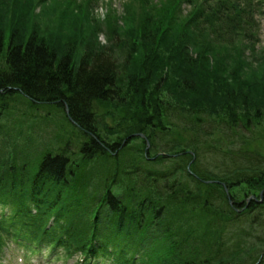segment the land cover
Returning <instances> with one entry per match:
<instances>
[{"label":"trees","instance_id":"trees-1","mask_svg":"<svg viewBox=\"0 0 264 264\" xmlns=\"http://www.w3.org/2000/svg\"><path fill=\"white\" fill-rule=\"evenodd\" d=\"M232 1L183 0L196 8L184 22L181 45L200 44V39H211L218 29L249 32L247 26L252 23L248 10L238 8L236 2L230 4ZM239 21L248 29L239 26ZM169 23L171 26L173 21ZM247 37L253 39L249 34ZM30 42L12 43L5 49L0 34V122H10L15 111H28L19 114L26 122L18 124L21 130L16 136L23 133L31 114L44 118L39 112L53 106V115L61 110L69 138L64 145L67 150H50L34 174L19 175L15 167L10 170L9 193L13 199L9 205L17 209L8 223L12 233L22 232L28 240H37L32 228L21 227L31 223L23 210L31 207L30 212L35 213L30 215L35 219L52 215L56 225L52 232L44 230L39 242L55 241L67 251L76 247L86 257V264L99 260L109 264L105 256L109 247L137 243L134 226L151 236L160 235L163 227L176 264H264V113L246 108L232 112L228 108L214 115L207 107L159 100L153 94L157 89L150 88L135 110L142 120L134 127L138 133L121 126L118 133L122 137L110 144L94 125L114 115L110 109L128 104L127 87L120 82L115 58L96 54L91 59L83 57L79 64H73L72 58L57 64L48 48ZM196 48L184 51V55ZM179 56L177 53L174 58ZM196 64L194 58L183 59L181 70ZM161 81L165 83L168 78L162 75ZM115 122L118 124L117 119ZM5 135L12 133L5 131ZM134 141L142 149L132 156L127 151ZM72 144L82 147L71 149ZM107 147L112 149L110 155ZM74 152L90 161L108 157L107 166L112 169L105 167V177L125 192L113 193L103 183V196L95 201L99 206L90 213L91 236L75 247L71 226L79 205L72 198L82 190L75 185L80 179L71 176L73 162L68 154ZM4 184L0 180V193L5 194ZM60 186L65 191L62 200L54 196ZM249 199L253 200L248 203ZM100 222L110 230L106 244L98 243L93 231L101 228Z\"/></svg>","mask_w":264,"mask_h":264},{"label":"rangeland","instance_id":"rangeland-1","mask_svg":"<svg viewBox=\"0 0 264 264\" xmlns=\"http://www.w3.org/2000/svg\"><path fill=\"white\" fill-rule=\"evenodd\" d=\"M184 5L183 0H0V34L5 49L12 43L26 45L31 41L33 45L43 44L48 48L51 60L57 59V64L70 58L73 64H79L83 57L91 59L96 54L114 56L120 82L127 87L128 104L127 107L110 109L114 115L99 119L94 125L109 143L122 137L118 133L121 126L132 134L138 133L134 127L142 120L137 118L135 110L141 103V96L150 88L157 89L153 94L159 100L207 107L214 115L228 108L232 112L246 108L264 113V7L259 8L257 17L249 14L255 20L252 26H247L249 29L245 22L239 21L238 25L249 32L241 30L237 34L218 29L211 39H200V44L181 45L186 31L184 22L191 15L190 11L196 8L186 9ZM169 20L173 21L171 26ZM248 34L253 39L248 38ZM192 47H197L195 52L184 55V51ZM177 53L180 56L175 59ZM188 58H194L196 66L181 70V61ZM162 75L168 78L165 83L161 81ZM53 108L48 107L51 111ZM27 112L15 111L10 122H0V153L20 174H34L42 157L50 150L64 148L69 138L68 124L60 117L62 113L57 111L54 116L43 113V110L39 113L46 120L38 114H31L23 133L14 136L20 129L18 124L26 122L21 115ZM5 131L12 135L6 136ZM71 146V149L82 147L78 144ZM139 146L134 141L127 153L133 156L132 152L142 149ZM107 148L111 151L109 155L113 153L110 147ZM68 157L73 162L71 176L80 179L75 185L82 190V194L76 193L72 198V202L80 207H76L73 219L82 231H86L92 220L90 213H95L99 206L96 202L103 196V183L106 182L113 193L125 195V192L105 177L106 168L112 169L107 166L108 157L90 161L76 152ZM0 174L1 178H7L11 171L2 167ZM68 180L70 185L74 184L70 178ZM57 190L59 192L54 196L62 200L64 186ZM133 215L139 221L136 211ZM134 229L139 235L145 234L144 229L136 226ZM159 232L160 235L155 233L150 238L149 234L144 236V241L148 240L147 251L137 264H176L170 254L168 233L163 227ZM14 244L16 242H5L0 237V264H26L21 261V256L18 257L23 254L22 250L12 251ZM34 257H30V261ZM58 257L54 264L70 263L63 256Z\"/></svg>","mask_w":264,"mask_h":264},{"label":"clouds","instance_id":"clouds-1","mask_svg":"<svg viewBox=\"0 0 264 264\" xmlns=\"http://www.w3.org/2000/svg\"><path fill=\"white\" fill-rule=\"evenodd\" d=\"M80 259L83 260V256H81Z\"/></svg>","mask_w":264,"mask_h":264}]
</instances>
